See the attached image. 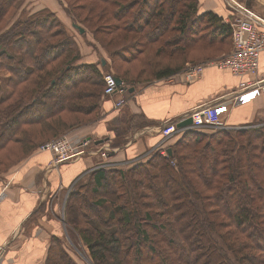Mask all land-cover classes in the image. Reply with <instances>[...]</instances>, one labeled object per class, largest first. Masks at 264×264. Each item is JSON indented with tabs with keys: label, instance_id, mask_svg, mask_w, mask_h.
I'll use <instances>...</instances> for the list:
<instances>
[{
	"label": "trees",
	"instance_id": "16d2710c",
	"mask_svg": "<svg viewBox=\"0 0 264 264\" xmlns=\"http://www.w3.org/2000/svg\"><path fill=\"white\" fill-rule=\"evenodd\" d=\"M19 1L0 0V29L6 27L0 64L10 89L4 93L0 78V168L89 122L65 119L64 112L95 119L104 88L101 69L78 61L77 43L50 9L8 25ZM77 1L87 14L81 18L74 6L73 14L96 37L119 41L112 54L131 65L139 60V75L170 77L188 62L172 65L174 53L185 55L196 44L207 51L225 40L229 49L233 42L231 23L214 11L200 12L198 0ZM118 75L135 87L125 73ZM14 144L26 147L16 160ZM170 147L171 156L156 151L127 169L93 170L70 193L68 220L94 263L264 264V126L213 134L189 129ZM46 264H74L58 236L51 238Z\"/></svg>",
	"mask_w": 264,
	"mask_h": 264
},
{
	"label": "crops",
	"instance_id": "0c3cea01",
	"mask_svg": "<svg viewBox=\"0 0 264 264\" xmlns=\"http://www.w3.org/2000/svg\"><path fill=\"white\" fill-rule=\"evenodd\" d=\"M198 1L200 12L214 11L227 22L244 11L264 21V3L260 0ZM256 77L264 79V51ZM240 80L241 76L215 65L205 67L202 76L192 82L181 77L156 80L133 92L128 90L121 109L114 107L117 94L105 98L99 119L76 128L74 136L91 137L97 146L110 144L115 153L110 151L111 163L104 168H130L159 148L169 147L183 134L164 139L160 125L165 120L176 119L201 102L228 98L229 93L238 91ZM226 118L232 126L264 123V82L260 96L231 107ZM94 154L53 166L52 153L38 149L9 176L0 177V241L6 244L0 264H46L51 238L63 235L66 226L70 188L73 191L91 171L100 168L95 166Z\"/></svg>",
	"mask_w": 264,
	"mask_h": 264
},
{
	"label": "rangeland",
	"instance_id": "374dc122",
	"mask_svg": "<svg viewBox=\"0 0 264 264\" xmlns=\"http://www.w3.org/2000/svg\"><path fill=\"white\" fill-rule=\"evenodd\" d=\"M77 3H78L77 0H20L16 9H15L16 12L14 11V13H13L14 15H13V17H11L8 25L11 24V22L16 20L17 18H20V17L25 18V17H28L29 15H31V13H34L38 10L43 9V8H48L56 14L57 18L60 20L62 25L66 28L68 34L77 43L78 51L80 52V59L78 61L80 63H93L101 69L103 74L106 70L114 72L115 75H118V72H120V73L123 72L126 74L127 79L129 81L134 82L135 88L137 87V89H139V87H142L146 84L154 83L156 80L160 79V78H156L155 76H153L151 74V71H147L145 74L139 75L138 70L140 69V67H142L139 60L133 61V64L131 65L127 61L123 60L122 57L117 56V54L113 55L111 51L113 49L114 50L117 49V47H118L117 45L120 44V42L119 41H118V43L112 42L109 44V37L104 38L103 34H99L98 37H96L95 34L93 33L92 29L89 26H87L86 24H83V22L80 21L73 14V13H75V11H78L81 15L80 16L81 18L86 17L87 11L80 8L79 7L80 4L77 5ZM73 6L75 7V11L72 10ZM249 7H250V5H249ZM235 15L231 17L230 22H232L234 20ZM74 22H76L79 25H81L82 27H84L85 32L80 33L79 29L73 25ZM100 24L101 23L98 22V23H92L90 25L92 27L96 28ZM5 29H6L5 26H4V28H1L0 34L3 33V30H5ZM136 37L139 38V35ZM228 42L229 41L226 42V40L224 42H217L213 46L208 48L210 50H207V51L202 50V48H200L201 49L200 50L199 45L196 44V46L194 48H191L192 50H190L185 55H183V53H181V52L174 53V56H173L174 59L172 61H171V59L166 57L168 54H170V52H167L166 56H164V57H166V59L164 61L169 60V61H171L170 63H172V65H175L178 63L180 64L182 61H185L187 59H188V62H186L184 64L183 68L178 73H176L175 75H172L170 77H165L162 79H172L174 77L175 78L176 77L177 78L178 77L184 78V70L188 65L202 64V63H207V62L212 61V60L219 59L220 57H222L224 54L228 53L231 50L232 45H230L229 49L226 48L228 46L227 45ZM137 43L139 46H141V47L143 46V41L135 42V46L137 48H139V46H137ZM131 52L134 55L138 54L137 51L133 52V50H131ZM141 56H143V54ZM205 56L208 58H205ZM102 58L106 59L105 66H104V64L100 63ZM201 58H203V59H201ZM130 66L132 67V70L128 71V69H130L129 68ZM8 76H9V72L6 69L1 68V64H0V78L2 79L3 85L5 87L4 93H7V94L10 91V89L6 87V78ZM103 79H104V88H103V93H102V98H101L100 110L98 112L97 117H95V119H92L91 118L92 116H90V115L74 114V113H70V112H64L63 117L65 119H72L73 117L78 116V117H81L83 119L89 120L88 123L83 124L82 126L91 125L94 122H96L99 119L100 114H101L102 102L104 101L105 98L111 97V96L107 95V93L105 92L106 81H105L104 75H103ZM135 80L137 82H135ZM129 94H130L129 91H125L123 93L117 94L118 96L116 98V101L122 98V99H124V103H125L127 101ZM116 101H115L114 107L116 109H119V108L121 109V107L124 105V103L120 104V106H117ZM259 126H264V123L259 122V123H254V124H242V125L235 126V128H233V129L239 130V129H247L250 127H259ZM77 128H79V127H77ZM75 129L76 128L71 129L67 132H63V133L59 134L57 137L63 136V135H69L74 141H75V139H77L76 141H78L81 138H77L74 136V133H75L74 130ZM219 129L220 128L209 126V127L203 128L202 130H196V131L207 133V134H213V133H216L217 131H219ZM123 131H125V130H123ZM34 132L36 133V131H34ZM39 134H43V132H41ZM57 137H55V138H57ZM42 144L43 143H41L36 150L40 149ZM97 148H98V146L95 145L93 142H91L86 147V149L88 151L87 153H89V154L95 153L94 155L97 158V162H98L97 165H95L96 167L97 166H99L100 168L107 167L111 163V160H109L110 155L104 156L102 154V151H99V149L97 150ZM165 148L166 147L163 146L156 151H159V152H162L163 154H166ZM25 150H26L25 146H22V145L19 146V144H14V150L12 152V159L16 160V159L20 158L23 155ZM155 152H153V153H155ZM29 156H27L26 158H28ZM26 158L21 159L16 164L9 165V167H7V168L1 167L0 168V177L9 176L11 173H13V171H15L17 166L21 162H23ZM88 178H89V175L86 176L84 179H82L75 186V189L73 191L78 190L82 185H84L86 183V181L88 180ZM73 187H74V185H73ZM72 189L73 188L71 187L70 191H69L70 193H71ZM67 205H68V200H67V204L65 206V215H64L66 226L63 227V231H64L63 235L58 236L60 241H61V247L66 250L68 257H70V259L72 260V262L74 264H95L92 257H91V254H90V251H89L87 244L81 238V236L79 235L77 230L74 228L73 224L68 220V217L66 214ZM94 221L96 224L97 223L99 224V220L97 218ZM100 225H101V223H100ZM110 229L111 228H109V230Z\"/></svg>",
	"mask_w": 264,
	"mask_h": 264
},
{
	"label": "built area",
	"instance_id": "2783aa9c",
	"mask_svg": "<svg viewBox=\"0 0 264 264\" xmlns=\"http://www.w3.org/2000/svg\"><path fill=\"white\" fill-rule=\"evenodd\" d=\"M260 1L264 3V0ZM230 23L233 36L231 50L217 60L188 65L184 70V80L187 82L197 80L202 76L205 67L215 65L227 68L241 76L238 91L229 93L228 98L219 97L213 101L201 102L180 117L165 120L160 125V132L164 139L179 136L189 129L202 130L209 126L220 129L235 128L227 122L226 115L230 108L249 103L262 94L264 79H259L256 75L260 67V57L264 51V21L250 14L238 12ZM115 76V73L111 71L104 73L105 92L109 96L128 91V86H123L124 82L118 84ZM122 103H124L122 98L116 101L117 106ZM187 117L192 118V124L179 127L177 123ZM91 142L94 143L95 139L83 137L79 141H74L69 135H63L43 143L40 149L51 152L52 165L57 166L89 154L86 147ZM98 147L104 156H109L107 154L110 153L111 148L108 142L99 144ZM166 154H168L167 151ZM5 249L6 244L0 241V257Z\"/></svg>",
	"mask_w": 264,
	"mask_h": 264
},
{
	"label": "water",
	"instance_id": "95a60500",
	"mask_svg": "<svg viewBox=\"0 0 264 264\" xmlns=\"http://www.w3.org/2000/svg\"><path fill=\"white\" fill-rule=\"evenodd\" d=\"M235 7H236V6H235ZM236 8H237V7H236ZM237 9H239L240 11H244L243 9H240V8H237ZM244 12H246V11H244ZM73 25L79 29L80 33H84V32H85L84 27H82V26L79 25L78 23L74 22ZM101 60H102V63H103V64L106 63V59H105V58H102ZM115 80H116V82H117L118 84H122V83L124 82L123 79H122L119 75H116V76H115ZM123 86H127V85L125 84V85H123ZM128 90H129L130 92H133V91L135 90V87H134V86L128 87ZM191 124H192V118H191V117H187V118H185V119H182L181 121H179V122L177 123V125H178L179 127L188 126V125H191ZM89 138H91V137H89ZM97 142L99 143V142H101V140H99V141H97ZM166 151H167L168 155H170V156L173 155L172 147H170V146L167 147ZM111 152L115 153V151H111ZM111 152H110L109 154H112Z\"/></svg>",
	"mask_w": 264,
	"mask_h": 264
},
{
	"label": "bare ground",
	"instance_id": "6f19581e",
	"mask_svg": "<svg viewBox=\"0 0 264 264\" xmlns=\"http://www.w3.org/2000/svg\"><path fill=\"white\" fill-rule=\"evenodd\" d=\"M263 82H264V80H263ZM96 144H98V143H96ZM108 155V154H107Z\"/></svg>",
	"mask_w": 264,
	"mask_h": 264
}]
</instances>
